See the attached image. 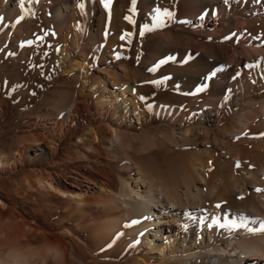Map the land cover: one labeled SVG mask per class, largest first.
Wrapping results in <instances>:
<instances>
[{"label": "bare ground", "instance_id": "obj_1", "mask_svg": "<svg viewBox=\"0 0 264 264\" xmlns=\"http://www.w3.org/2000/svg\"><path fill=\"white\" fill-rule=\"evenodd\" d=\"M38 1L64 26V41L78 50L81 21H87L91 42L81 48L85 57L89 52L102 54L104 18L97 13L104 3H112L113 26L139 35L152 30L144 49L147 62L163 57L179 69L176 89L185 95L177 106L145 99L141 79H126V68L118 61L129 54L130 35L125 36L128 41L113 35L109 46L122 53H109L111 59L104 55L111 71L99 70L104 74L97 105L103 134L96 128L89 131L94 154L103 156L97 149L102 142L111 154L119 151V157L129 158L133 139L127 143L128 124L145 122L154 109L171 119L170 136L145 132L144 140L150 147L174 149V156L149 173L140 166L118 174L93 172L82 164L66 167L63 161L59 172L33 167L27 187L51 198L53 210L66 203L63 211L69 213L37 230L45 235L37 245L5 243L0 264H264V230H259L264 222V97L253 99L254 92L264 88V0H136L135 5L131 0ZM24 4L0 0V11L18 16ZM157 8L173 13L162 18V27H154ZM133 50L139 60L140 42ZM171 58L179 61L172 64ZM75 105L62 106L54 117L30 129L35 149L51 161L74 120ZM21 153L22 146L15 154ZM19 164V158L9 160L0 152V174ZM5 205L0 199V207ZM6 212L13 223H36L20 212L19 219ZM92 213V220L86 221ZM74 214L77 218L69 224Z\"/></svg>", "mask_w": 264, "mask_h": 264}, {"label": "rangeland", "instance_id": "obj_2", "mask_svg": "<svg viewBox=\"0 0 264 264\" xmlns=\"http://www.w3.org/2000/svg\"><path fill=\"white\" fill-rule=\"evenodd\" d=\"M23 1L25 4L21 15H8L0 11V152H3L9 160L14 158L21 160V164L11 172L0 174V199L6 204L0 207V257H5L7 249L4 244L10 243L9 241L28 242L31 246L41 243L45 235L36 231L53 226L62 216L69 213V211H63L66 203L53 210L51 198L27 187L33 167L47 166L59 172L63 167L61 164L63 161L66 167L82 164L93 172L111 171L118 174L125 173V170H132L133 166H140L144 172L149 173L157 163L162 164L164 160L174 156L172 151L174 149L167 146L159 149L157 145L150 147L144 140L145 132L152 136L162 134L168 138L170 136L171 119L154 109L148 111L145 122L138 125L134 120L131 125L128 124L127 143L131 138L133 139V143L128 147L131 154L129 158L119 157L120 153L117 150L115 154H111L104 149L108 145L102 142L97 149L103 156L94 154L90 146L93 137L89 133L90 129L96 128L100 135L103 134L100 127L101 110L97 105L101 98L100 94L102 95L103 92L101 78L104 74L99 73V70L111 71L103 60L104 55L111 59L109 53L117 55L122 53L120 50L114 52L111 50L109 44L113 35L115 39L128 41L129 32L127 33L119 25L113 26L112 15L115 10L112 3L110 6L104 3V7L97 13V16L102 15L104 18L100 37V41L104 44L102 54L95 56L93 52H89L88 57H85L82 56L81 48L88 47L91 42L87 36L88 32L85 31L87 21L83 19L81 21L83 37L81 48L78 50L71 43L64 41L62 35L64 26L53 21L45 9L46 5L39 3L38 0ZM91 19L90 26L93 27L95 17L92 16ZM136 33L133 32L130 35L129 54H124L118 60L126 68L125 73L122 74L126 79L133 77L141 79L139 81L145 87L142 85L140 90L145 99L176 106L182 105L180 101L185 94L177 91L175 80V74L179 69L176 71L166 62L160 64L163 57L151 60L149 64L144 49L148 48L152 30H147L143 36ZM121 36L127 37L120 39ZM139 42L143 54L138 60L136 55L133 56V49ZM170 61L174 64L179 61V58H171ZM153 68L155 70L150 71ZM152 81H158V83H152ZM95 85H97L96 88ZM263 97L264 88L253 94L255 101ZM178 99L181 100L178 101ZM74 101L76 104L74 120L69 131L60 138L59 149L51 161L42 150L35 149L36 145L31 141L30 129L36 122L47 121L54 117L59 108L65 105L71 106ZM140 106L141 109L145 107L142 102ZM135 134L140 137L138 139L132 137ZM220 139L225 140L223 136H220ZM171 144L172 147L175 145ZM21 146L22 153L18 157L15 153ZM188 146L186 149L190 152L187 153L191 155L193 149L190 148V144ZM213 147H215L214 144ZM82 155H85L87 160ZM53 161L58 164H54ZM9 210L10 215L18 219V212H20L27 219L35 220L36 223L31 226L13 223L6 219V211ZM77 215L71 216L68 223H73ZM93 217L92 213L84 218L89 221ZM86 234L88 236V232ZM38 262L39 260H36L34 264Z\"/></svg>", "mask_w": 264, "mask_h": 264}, {"label": "snow or ice", "instance_id": "obj_3", "mask_svg": "<svg viewBox=\"0 0 264 264\" xmlns=\"http://www.w3.org/2000/svg\"><path fill=\"white\" fill-rule=\"evenodd\" d=\"M133 2V5H135L136 3V0H132ZM134 11V9H133ZM155 13H156V16H154V20H156V24L154 25V27H162L163 26V22H162V18L163 17H169L171 18L173 13L169 12L167 9H164L162 12L159 8L157 9H154ZM125 19H128L129 22H132L131 21V17H125ZM145 29H147V25L144 26ZM148 30H151V29H148ZM128 35H131L130 33ZM141 35H143V30L141 31ZM125 37L124 36H121V39H124ZM165 63V61H160V64H163ZM159 65H157L158 67ZM155 68L153 69H150V71H154ZM152 83H158V81H152ZM219 207V205H217ZM133 223H135V221H133ZM259 230H264V222H262V227L261 229Z\"/></svg>", "mask_w": 264, "mask_h": 264}]
</instances>
